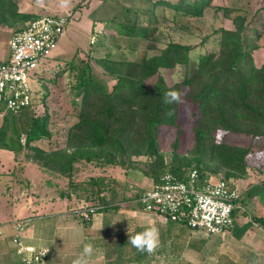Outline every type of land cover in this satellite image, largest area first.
Returning <instances> with one entry per match:
<instances>
[{
    "label": "trees",
    "instance_id": "obj_1",
    "mask_svg": "<svg viewBox=\"0 0 264 264\" xmlns=\"http://www.w3.org/2000/svg\"><path fill=\"white\" fill-rule=\"evenodd\" d=\"M157 6L172 9L171 24L176 30L189 28L181 24L182 18L203 17L209 8L222 9L233 27L222 26L204 35L200 43L210 38L216 41V48L199 53L193 61L194 45L175 41L172 37L163 47L157 45L162 35L158 30ZM99 7L101 14L94 13L98 10L90 14L94 23L100 21L105 28L111 27L116 34L126 37L148 39L146 48L153 53L132 60L111 52L93 55L88 47L87 59L80 58L76 51L68 58L58 56L49 61L46 57L38 67L40 72L32 76L33 86L47 79L55 83L49 72L65 63L58 75L68 72L70 105L77 109L76 119L66 131L64 146L46 150L32 143L51 138L52 133L47 128L48 112L27 114L24 113L27 106L14 114L0 99V110L4 111L0 148L12 151L14 156L21 153L27 159L37 160L45 170L67 177L70 189L80 191V195L88 199L96 195L91 205L100 206L98 209L114 208L119 190L107 186L109 196L104 195L101 191L105 183L101 176L85 180V183L74 180L77 163L94 161L136 167L131 157L144 156L146 163L142 172L152 182L159 181L165 173L185 180L192 169L205 179H215L223 170V177L230 183L229 178L246 176V157L251 149L216 138L217 131L264 137V63L257 67L253 62L251 51L259 45L247 42L244 10L229 5L215 6L213 0H152L147 12H139L136 4L128 6L120 0H101ZM40 16L19 11L17 0H0V24L15 28L14 31ZM261 47L264 51V44ZM9 54L0 63L6 62ZM93 60L114 81L111 86L105 78L95 74ZM179 65L184 66L183 78L168 83L161 70H172ZM42 89L47 90L45 85ZM173 90L180 94V100L169 103L165 93ZM38 91H33V100L39 99ZM47 94L45 92L43 98ZM184 102L197 109L193 112V145L187 154L178 151L179 136L184 132L181 128ZM20 113H23L21 120L17 117ZM169 127H173L174 137L168 151L167 145L162 143V134ZM167 152H170L168 162L165 160ZM254 196L264 206V180L242 191L239 204ZM250 225L247 221L239 228L234 223L232 231L239 236Z\"/></svg>",
    "mask_w": 264,
    "mask_h": 264
},
{
    "label": "rangeland",
    "instance_id": "obj_2",
    "mask_svg": "<svg viewBox=\"0 0 264 264\" xmlns=\"http://www.w3.org/2000/svg\"><path fill=\"white\" fill-rule=\"evenodd\" d=\"M120 1L128 6L136 4L141 9H138L139 12H143L142 10L147 12L146 8H149L152 4V0ZM100 2L101 0H17V6L19 11L37 15L65 13L75 15L74 18H71L61 38L47 57L49 61L58 56L68 58L74 51L78 53L80 58L87 59L89 55L87 54L88 47L94 53L93 55L111 52L112 54H118L121 57L132 60H139L145 54L153 53L146 48L148 39L116 34L113 28H105L100 21H95L96 23L93 24L90 14L93 10H98V12H94L96 15L102 13L99 7ZM213 3H215V6L229 5L244 10L247 42L249 45L257 43L259 45L251 51L253 62L257 67L262 65L264 63V51L261 47V44H264V0H213ZM103 7L105 8V6ZM155 11L160 24L158 30L162 32L160 39L156 42L157 45L163 47L170 37L175 41L194 45L192 49L193 61L196 60L199 53L216 48V41L210 38L200 43L204 35H209L214 29L222 26L225 28L233 27L231 20L224 17L223 10L220 8H209L205 16L198 17L197 19L182 18L181 24L183 23V25L189 27L185 31L176 30L171 24L172 9L157 6ZM146 19H148L147 16ZM14 30L15 28L0 24V61L6 57L7 52L9 54L8 43ZM93 31L97 32V34H95L92 40ZM56 61L60 62L61 60ZM94 62L93 60L95 74L101 78H105L107 84L111 86L114 81L107 74L103 73L102 69L98 65H95ZM63 66H65V63L49 72L50 78L56 80L55 83L47 79L41 81L42 84L40 83L38 86L35 82L33 89L34 91L39 90V99L34 98L32 105L27 107L24 112L27 114L33 112L34 115H41L44 112L49 113L47 128L52 133L51 138L49 140L42 138L32 142L46 150L58 149L64 146L66 131L76 119L74 115L76 108L74 109L70 105L72 94L69 90L71 82L68 79L69 74L65 72L58 75V71ZM39 72L40 68H37L31 72V76L34 77ZM161 73L168 83H172L173 81L181 80L185 71L184 66L179 65L172 70L163 69ZM42 85H45L47 90H43ZM45 92L48 94L43 98ZM44 99L45 103H43ZM182 107L181 113L184 118L181 122V128L184 132L179 136L180 145L178 151L179 153L187 154L193 145L191 130L193 126V112L195 113L197 109L188 102H184ZM3 115L4 111L0 110V123ZM17 117L21 120L23 113L18 114ZM172 131L173 127H169L162 134V143L167 145L168 151L171 150L170 143L174 137ZM216 138L217 140L224 139L231 144H241L251 149L246 157L248 165L247 175L239 178H229L238 191L242 192L250 184L264 180V137H251L234 132L217 131ZM169 153H165V160L167 162L170 158ZM145 159L146 157L144 156H132L131 161L136 167L132 166L133 164H130L129 167H121L116 164H98L94 161L77 163L75 165L78 167V170L74 171L73 179L85 183V180L101 176L100 178H103V182L105 183L101 192L109 196L110 188H107V186L113 189L116 188L119 190L117 191L119 194L117 203L121 201L128 203L127 201H134L140 192L151 186L150 182H152V179L142 172L146 163ZM221 172L217 177L224 176V171L222 170ZM147 180L149 181L148 184ZM68 181L67 177L45 170L37 160L27 159L21 153L14 156L10 151L0 149V232L2 231L3 240H6L7 244L12 243V236L14 235L12 225L15 220L22 219L25 216L27 218L28 216H37L38 212L36 210H31L30 208V212L24 210L25 206H27L26 204H38L44 200H53L62 196L60 192L63 191L64 193H68V196L72 195L69 197L68 210L74 215L79 216L76 213L79 208L91 205L94 202L92 199H97L96 195L94 197L91 195V199H88L86 196L80 195V191L70 189ZM243 201L235 212V224L239 227L250 221L251 225L245 230L247 241L243 242V240H240L241 242H238V246L243 243L244 248L238 247L239 250L237 251L242 258L244 255L243 249H251L249 253L255 255L254 264H264V206L256 196L252 197L248 202L243 203ZM59 208L61 209V206L52 211H60ZM39 229L40 227H37V230ZM233 230H235V227ZM232 233H230L228 240L236 241L237 238ZM244 237L243 235L241 239ZM248 243L250 248L245 246Z\"/></svg>",
    "mask_w": 264,
    "mask_h": 264
},
{
    "label": "crops",
    "instance_id": "obj_3",
    "mask_svg": "<svg viewBox=\"0 0 264 264\" xmlns=\"http://www.w3.org/2000/svg\"><path fill=\"white\" fill-rule=\"evenodd\" d=\"M60 193L62 196L53 200L25 203V211L38 213L28 216L24 241L49 248L48 257L39 264H73L85 244H91L94 249L87 258L88 264H254L251 249H243L242 258L237 251L244 246L243 243L238 246V242L247 241L245 232L236 236L231 231L237 238L232 241L228 240L231 232L220 235L191 230L184 223L165 221L156 213L143 210L136 198L127 201L129 204L121 201L114 208L98 209L90 220L83 221L68 210L72 195ZM60 206V211H52ZM148 226H155L159 234V244L152 252L140 251L128 241L129 235ZM1 232L0 264H15L18 262L15 247L3 240ZM245 246L250 248L249 243Z\"/></svg>",
    "mask_w": 264,
    "mask_h": 264
},
{
    "label": "built area",
    "instance_id": "obj_4",
    "mask_svg": "<svg viewBox=\"0 0 264 264\" xmlns=\"http://www.w3.org/2000/svg\"><path fill=\"white\" fill-rule=\"evenodd\" d=\"M71 13L41 15L14 31L9 39L10 54L0 63V99L6 109L17 114L33 102L31 72L49 56L70 22ZM94 38V37H93ZM241 192L223 176L201 178L192 169L185 180L170 173L152 182L136 197L143 210L156 213L165 221L184 223L191 230L202 229L209 234H229L236 221ZM98 205H87L77 210L84 220H89ZM29 219L13 222L12 243L19 261L17 264H39L49 255V248L24 241L23 231Z\"/></svg>",
    "mask_w": 264,
    "mask_h": 264
},
{
    "label": "clouds",
    "instance_id": "obj_5",
    "mask_svg": "<svg viewBox=\"0 0 264 264\" xmlns=\"http://www.w3.org/2000/svg\"><path fill=\"white\" fill-rule=\"evenodd\" d=\"M97 34L94 32L93 37ZM165 98L167 102L171 103L172 101H179L180 94L173 90L165 93ZM170 98V99H169ZM128 241L133 247L140 251L152 252L159 244V234L155 226L145 227L142 231L136 233L135 235H129ZM93 246L91 244H85L83 246L82 253L73 260V264H88V257L93 254Z\"/></svg>",
    "mask_w": 264,
    "mask_h": 264
}]
</instances>
